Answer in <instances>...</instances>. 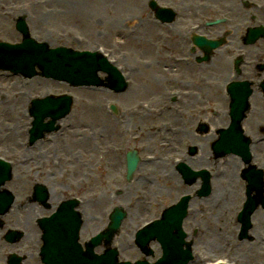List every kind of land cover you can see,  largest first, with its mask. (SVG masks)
Returning a JSON list of instances; mask_svg holds the SVG:
<instances>
[{
    "label": "rangeland",
    "instance_id": "1",
    "mask_svg": "<svg viewBox=\"0 0 264 264\" xmlns=\"http://www.w3.org/2000/svg\"><path fill=\"white\" fill-rule=\"evenodd\" d=\"M11 1L17 2L23 7L31 5L29 11L34 15V19H31L28 16L29 23L32 24L33 21H36L37 17L41 16L43 17V20H48L46 22H37L35 26L32 24V32L39 39L48 40L51 45L63 43L78 49H83L94 46L97 47L98 44L103 46L108 51L109 49L107 46L110 47L112 44L111 47L115 48L116 54L122 56L124 54H130L133 56L139 55L140 53L141 55L145 56L144 58L147 59L148 63L150 64L148 68L142 69L141 74L136 75V78L139 80V83L136 82V84H138L136 89L130 93L119 94L111 93L109 91L105 93L104 90L106 89L103 87H72L67 83L47 79L42 76H35L31 79H26L22 76L13 75L10 72L0 71V151L6 153L15 152L16 154L24 155L29 151L37 150L40 146L46 147V139L38 140L32 148L28 149L26 147L25 141L29 135L28 128L30 126L31 120L28 112L29 100L31 96L38 94L43 95L47 92H60L65 90L72 92L76 97V102L74 104L72 113L62 120L63 129H61L60 133L57 135V139L62 140L59 152L68 155L70 152L81 154L82 157L86 158L88 164L92 165L84 168L80 163H77L76 168L80 172H78L75 177L80 175L82 178H89L88 182L82 185L81 192L87 193L93 190L97 191L99 194V203L96 204L98 215H106L109 213L111 205L116 203L118 199H127L130 196L129 193L125 197L121 195L117 197V195L122 192L120 186L123 181L119 182L109 179L108 182H106L103 180V177L100 176L99 183L97 181L98 185L89 186V182L96 179L91 178V175L94 173L96 175H100L105 171L107 172L109 165L112 164L111 160H109L107 164L103 163L98 169L95 168V163L96 161H99L101 158L100 153L103 151H100L98 148L94 147L92 142L94 140L98 141L100 148L105 150L106 147L112 143L119 142V144H123L127 140L125 135L128 136L127 133H125V135L120 133V130H124L126 128L124 124H122L124 113L116 121H110L108 118L110 111L108 109V105L106 104L109 102H116L123 108L124 106L133 104V102L135 103V101L144 100L146 98V100L155 102L153 99H149L151 96L160 97L158 104L162 103L165 99L162 96L164 86L166 85L167 87H170L175 85L174 80H172V71H167L165 69H169V60L167 56L168 54L176 51L174 46L175 42L177 39L181 40L182 36L180 33H174L172 30L161 27L160 29L158 28L162 32V34L159 36L157 31L150 32L153 41L151 44H148L141 38L142 33H145V28H140L138 31H136L134 36L132 35L133 38H127L123 37L124 34L122 35L118 32H111L112 26L109 27L107 22L96 24L91 21L89 24H86L78 19L77 21L72 22L67 20V23L61 24V15H56L55 17L49 19L48 15L56 14L57 10L59 9L58 0L49 1L48 3L46 1L44 4H37L36 1L38 0H33L35 2H32V0ZM123 1L128 2V4H123ZM222 1L226 2V0ZM6 2H9V0H6ZM94 2H96V0H62L63 5H68L69 3L70 5L71 3L84 4L85 6L81 9L82 13L94 11V17L97 15H102L98 12V10H102L103 8H98L97 4H93V7L88 6L89 3ZM115 2L116 7L118 5H132L134 8H141L143 0H115ZM116 10L117 8L114 11H110L108 15L114 14L115 16V13H120ZM16 13H14L13 16ZM146 13L147 12L144 14ZM100 25H105V27H100ZM233 25L235 27H240L241 21H234ZM48 26H51V28L61 29L60 31H66L63 33L56 32V30L52 29L48 30ZM70 31H76L77 33L81 32L80 34L83 36V40L74 42L75 40L70 37V34L72 33ZM114 35H118L116 36L115 41L111 39L114 38ZM19 38L20 34L15 28V19L6 18L3 16L1 11L0 39L15 41ZM188 42L189 38H182L181 44L179 46V52L184 53L183 47L187 46L189 44ZM224 53L226 60L229 52L225 51ZM180 67L181 66L177 67L178 71ZM216 72H219V70H216ZM152 75L156 76L155 80L150 78ZM187 83L189 84L188 81ZM111 116L113 118L115 117L113 114ZM109 123L111 125H109ZM112 126L115 128L114 130H111ZM84 128L86 129L85 131L83 130ZM159 135L160 133H156V137ZM131 141H133L135 145L140 144L137 141L132 140V138ZM155 146L156 140L152 142L150 150L154 151ZM119 158L121 159V157H115L116 160ZM121 170L122 169L119 167L117 170H115V172L120 175ZM151 180L152 181L148 185L146 184L147 187L144 190L138 191V194L140 195L139 201L140 203L149 205L151 204L150 200L153 199L152 204L149 207L153 211H156L157 204L155 199L159 192H156L154 185H156V183H164L167 179L162 175H153L151 176ZM127 184L129 185V182H127ZM132 193V197H135L134 193H136V191H132ZM213 198L214 197H212V199ZM106 219V217L99 219V221L95 223L96 227L94 229H96L98 226L100 227V225H102ZM133 227L134 224L130 220H127L122 227L123 235L126 236V232L129 231L131 232L127 235H131ZM118 239L121 241L123 237H119ZM229 239L230 238H227L226 240ZM221 240L224 241V239ZM241 251L245 252V249L243 250L241 248L240 252ZM126 252L131 253L132 251L126 250ZM219 253L221 252H215L217 255H219ZM132 256L134 257V255Z\"/></svg>",
    "mask_w": 264,
    "mask_h": 264
},
{
    "label": "water",
    "instance_id": "2",
    "mask_svg": "<svg viewBox=\"0 0 264 264\" xmlns=\"http://www.w3.org/2000/svg\"><path fill=\"white\" fill-rule=\"evenodd\" d=\"M29 43L30 42L26 41L21 46L13 47L14 49H10L11 46L9 47L8 45H6L5 46L6 48H3L2 51L0 52V61L19 62V61H26L28 59H33L34 54L37 52V50H41V47H35L34 45H30ZM29 52H32V54H29ZM42 53L46 54V52L43 50H42ZM35 59H37V58L35 57ZM37 61H38V59H37ZM59 105H60V103L49 104L48 107L44 106L43 112L46 113L50 110L57 109V107H59ZM37 115H38V113H37ZM54 223L52 224L51 230L47 232V236L50 234L51 239L57 238L58 237L57 232L60 231V230L53 228ZM52 254H54V252ZM75 256H76V261H74V264H85V263H88V264H120V263H117L115 261V257H114L113 253L112 254L108 253L105 255L97 256L96 254H83V253H81V251L79 249H77ZM79 256L82 257L84 262L79 259ZM50 261H51V264H62V260H61L60 255H57L56 257L52 258L51 260L49 259V262ZM163 263H164V260H162L161 262H159L157 264H163Z\"/></svg>",
    "mask_w": 264,
    "mask_h": 264
},
{
    "label": "flooded vegetation",
    "instance_id": "3",
    "mask_svg": "<svg viewBox=\"0 0 264 264\" xmlns=\"http://www.w3.org/2000/svg\"><path fill=\"white\" fill-rule=\"evenodd\" d=\"M257 92H259V91H257ZM256 99V105H257V110H259L260 112L259 113H257L256 115H254V117L255 118H261L262 117V112H263V106H262V104H260L259 102H261V101H263L264 102V98L262 99L260 96H258V97H256L255 98ZM264 105V104H263ZM255 123V120H252L251 121V124H252V126H253V124ZM184 126V125H183ZM253 128V127H252ZM252 131H253V133H256L257 132V128H253L252 129ZM188 135H189V137L190 138H192L193 136H194V133L193 132H188ZM4 225H5V223L3 224V225H0V249L1 250H5L6 249V247L8 246V245H12L13 246V248H16V245L17 244H19V242L18 243H15V244H9V243H7L4 239H3V231H2V227H4ZM11 249V248H10Z\"/></svg>",
    "mask_w": 264,
    "mask_h": 264
},
{
    "label": "bare ground",
    "instance_id": "4",
    "mask_svg": "<svg viewBox=\"0 0 264 264\" xmlns=\"http://www.w3.org/2000/svg\"><path fill=\"white\" fill-rule=\"evenodd\" d=\"M252 21V20H251ZM104 92L105 93H107V91L106 90H104ZM11 134V133H10ZM22 203H23V200H22ZM34 206L33 205H29V204H25V210H30V209H32ZM34 231H37L36 229H34ZM204 243L205 244H208L210 247H211V242H210V240H208V238L207 239H205L204 240Z\"/></svg>",
    "mask_w": 264,
    "mask_h": 264
}]
</instances>
